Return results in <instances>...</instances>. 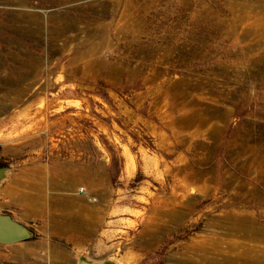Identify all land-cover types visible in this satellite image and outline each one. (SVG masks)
<instances>
[{"label":"rangeland","instance_id":"374dc122","mask_svg":"<svg viewBox=\"0 0 264 264\" xmlns=\"http://www.w3.org/2000/svg\"><path fill=\"white\" fill-rule=\"evenodd\" d=\"M0 142L67 166L73 264H189L225 212L264 223V0H0Z\"/></svg>","mask_w":264,"mask_h":264},{"label":"crops","instance_id":"0c3cea01","mask_svg":"<svg viewBox=\"0 0 264 264\" xmlns=\"http://www.w3.org/2000/svg\"><path fill=\"white\" fill-rule=\"evenodd\" d=\"M16 85L13 90L18 96H14L13 103L35 90ZM10 154L8 148L3 149L0 163ZM7 166L0 182V213L31 225L35 235L16 243H0V264L75 263L76 244L88 232H84V202L69 200L67 195V166L43 163Z\"/></svg>","mask_w":264,"mask_h":264},{"label":"bare ground","instance_id":"6f19581e","mask_svg":"<svg viewBox=\"0 0 264 264\" xmlns=\"http://www.w3.org/2000/svg\"><path fill=\"white\" fill-rule=\"evenodd\" d=\"M217 129H212L211 133L214 134ZM179 170L184 172L185 182L203 179L206 183L209 179L204 178L201 171L198 173L185 172L186 167H180ZM207 186L206 184L205 188H208ZM164 208L160 207L159 211L164 212ZM173 208L172 206L167 211L170 213ZM223 218L228 221L225 223L224 228L227 232L223 233L224 236L199 235L186 247L188 253V258H186L189 264H256L264 257V245L261 244L264 241V223L258 222L252 212H240L239 210L225 212Z\"/></svg>","mask_w":264,"mask_h":264},{"label":"water","instance_id":"95a60500","mask_svg":"<svg viewBox=\"0 0 264 264\" xmlns=\"http://www.w3.org/2000/svg\"><path fill=\"white\" fill-rule=\"evenodd\" d=\"M8 166H0V182L4 179ZM34 236V230L16 220L12 215L0 213V243H16ZM78 264H109L104 260L82 258Z\"/></svg>","mask_w":264,"mask_h":264}]
</instances>
